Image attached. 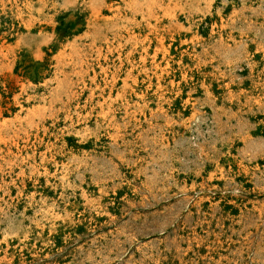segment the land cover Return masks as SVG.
Listing matches in <instances>:
<instances>
[{
	"label": "rangeland",
	"instance_id": "374dc122",
	"mask_svg": "<svg viewBox=\"0 0 264 264\" xmlns=\"http://www.w3.org/2000/svg\"><path fill=\"white\" fill-rule=\"evenodd\" d=\"M0 264H264V0H0Z\"/></svg>",
	"mask_w": 264,
	"mask_h": 264
},
{
	"label": "bare ground",
	"instance_id": "6f19581e",
	"mask_svg": "<svg viewBox=\"0 0 264 264\" xmlns=\"http://www.w3.org/2000/svg\"><path fill=\"white\" fill-rule=\"evenodd\" d=\"M56 213V212H55Z\"/></svg>",
	"mask_w": 264,
	"mask_h": 264
}]
</instances>
